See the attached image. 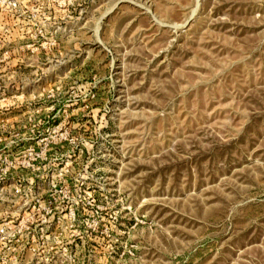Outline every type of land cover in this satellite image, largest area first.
<instances>
[{
	"label": "rangeland",
	"instance_id": "374dc122",
	"mask_svg": "<svg viewBox=\"0 0 264 264\" xmlns=\"http://www.w3.org/2000/svg\"><path fill=\"white\" fill-rule=\"evenodd\" d=\"M0 264H264V0H0Z\"/></svg>",
	"mask_w": 264,
	"mask_h": 264
}]
</instances>
